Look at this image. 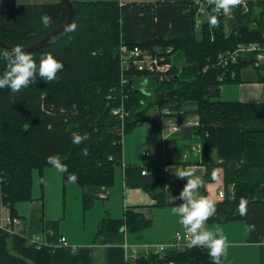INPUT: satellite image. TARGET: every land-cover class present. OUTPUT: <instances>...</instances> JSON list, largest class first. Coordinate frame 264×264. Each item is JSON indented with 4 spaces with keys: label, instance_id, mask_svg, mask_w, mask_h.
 I'll return each instance as SVG.
<instances>
[{
    "label": "trees",
    "instance_id": "obj_1",
    "mask_svg": "<svg viewBox=\"0 0 264 264\" xmlns=\"http://www.w3.org/2000/svg\"><path fill=\"white\" fill-rule=\"evenodd\" d=\"M75 9V30L61 32L43 47L28 51L39 62L42 54L51 53L64 67L58 79L47 83L37 79L20 92L0 89V178H3L0 199L18 215L16 206L33 198V171L42 172L51 166L50 155H58L75 173L81 185H112L115 169L122 162V138L131 129L146 122L158 132L165 113L197 116L199 125L196 135H201L203 125L209 123H242L243 103L216 99L224 71L211 66L203 67L211 58L240 42L260 41L264 44V0H247L248 10L242 4L234 9L232 18L219 16L220 27L209 28L206 20L200 22L201 36L155 38L146 42L122 41L121 18L126 6L120 0H71ZM208 11V15L211 13ZM48 14L52 25L45 28L41 17ZM67 5L61 0L34 4L0 5V39L16 45L32 44L62 25L67 18ZM195 29H197V20ZM139 45L144 48L172 47V63L169 78L160 79L153 72L139 69L136 63L125 68L121 62L122 47ZM5 48L0 46V51ZM140 58V57H139ZM255 66L254 55H242L231 67L236 75L227 72L225 81L238 80L240 72ZM6 67L0 61V73ZM261 67V66H257ZM128 78L125 82L122 78ZM150 79L149 90L142 84ZM144 80V81H143ZM143 81V82H142ZM224 81V82H225ZM125 103L131 111L125 124V132L119 131V121L112 108ZM153 111V113L151 112ZM149 113V114H148ZM85 137L77 146L72 133ZM194 142L186 147L189 149ZM87 148L88 154L82 155ZM191 160L199 163L198 153ZM244 158L239 163H220L211 156L203 157L206 165L202 178L205 184L214 181L212 173L223 167L228 190L219 203L222 221L241 217L237 211L241 198L252 203L256 188L264 187V130L244 129ZM195 158V159H194ZM189 160V161H191ZM203 163V162H202ZM64 181L67 174H63ZM2 186V185H1ZM232 186V188H230ZM148 191L163 205L164 185L147 187ZM200 193L205 195V187ZM129 228L143 230L151 220L142 213L130 210L126 213ZM121 222L103 218L98 231H118ZM212 264L205 248H189L186 244L169 247L160 255L154 251L140 254L130 264ZM0 264H55L52 246L29 240L18 232L0 235ZM105 264V263H94Z\"/></svg>",
    "mask_w": 264,
    "mask_h": 264
},
{
    "label": "crops",
    "instance_id": "obj_2",
    "mask_svg": "<svg viewBox=\"0 0 264 264\" xmlns=\"http://www.w3.org/2000/svg\"><path fill=\"white\" fill-rule=\"evenodd\" d=\"M120 1L126 6L121 18L122 41L126 43L191 37L196 31L195 20L207 17L201 0ZM42 2L45 0H0V5ZM144 80L142 86L149 90L150 79ZM215 98L243 103V122L204 124L200 136L196 135L195 126L189 124L198 119L196 115L165 113L158 132L148 122L143 125H148L150 132L137 126L139 128L123 135L122 162L116 166L115 182L111 186L65 182L63 174L49 167L43 170L41 180L40 172L34 170L33 183L37 171L40 187L37 185L33 191L32 185L33 198L17 203L16 209L22 219L16 226L17 232L38 237L52 246L55 264H130L140 254L161 245L172 247L175 233H185L178 217L170 211L183 202L175 201V196L186 182L177 179L174 171L180 167H194L198 176L206 173L204 163L191 160L196 154L184 158L186 146L200 141L205 155L220 163L243 160L244 129L264 130V62L258 68H244L238 80L223 82ZM174 124L179 126L176 131L171 128ZM140 132L144 135L138 136ZM171 142H175L174 147L170 146ZM158 184L164 185L163 205H159L147 189ZM220 190H228L222 166L216 170V179L205 184L204 195L215 201L217 207L206 226H219L227 238V255L222 257L221 264H264V187L256 188L246 215L225 221L219 216ZM130 210L142 213L151 223L143 230L129 228L126 213ZM106 217L121 222L118 231H98L100 222ZM249 225H254L252 231L248 230ZM62 237H66V244Z\"/></svg>",
    "mask_w": 264,
    "mask_h": 264
},
{
    "label": "clouds",
    "instance_id": "obj_3",
    "mask_svg": "<svg viewBox=\"0 0 264 264\" xmlns=\"http://www.w3.org/2000/svg\"><path fill=\"white\" fill-rule=\"evenodd\" d=\"M207 3L212 7L211 13L207 17L209 28H219V16H230L233 9L238 7L242 0H207ZM41 23L45 28L51 27L53 21L48 14L41 17ZM66 28L70 31L75 30L76 24L67 25ZM0 61L5 62L6 67L0 73V89H10L11 92H20L27 88L37 79L51 83L58 79V73L62 71L64 65L51 53L42 54L39 62L33 55L25 51L20 45L14 48H6L0 51ZM85 137L77 132L72 133V143L81 145ZM82 155L88 154V149H82ZM47 162L52 168L61 174H67L68 182L75 183L78 179L75 173H69L68 166L61 161L58 155H50L47 157ZM175 177L180 180H185L182 190L176 200L183 201L182 203L171 208V214L178 217V223L184 229L188 240V247H201L208 250V255L211 257L212 264H221L222 257H226L228 243L222 229L219 226L213 228L207 227V221L217 212L215 201L200 193V189L205 187V181L201 176L197 175V169L194 167H180L174 171ZM213 180L216 179L215 171L212 173ZM174 201V202H175ZM237 211L240 215L247 214V201L241 198ZM254 225H249L248 230L252 231Z\"/></svg>",
    "mask_w": 264,
    "mask_h": 264
},
{
    "label": "built area",
    "instance_id": "obj_4",
    "mask_svg": "<svg viewBox=\"0 0 264 264\" xmlns=\"http://www.w3.org/2000/svg\"><path fill=\"white\" fill-rule=\"evenodd\" d=\"M200 3L204 4L206 8L205 11L207 12V16H208V11L211 10L213 6H210L207 3V0H201ZM241 4L246 7V10H248L247 1H243ZM233 16H234V9L230 16H224V17L232 18ZM200 22L201 20H197V27H200ZM172 50H173L172 47H169L165 51H163L161 48L159 49H154L150 47L144 48L139 45H135L134 47L131 48L128 47L127 45H123L121 62L125 68H128V66H130L131 63H136L139 69L149 70L158 77L160 76V79L169 78V71L172 63L167 61V59H168V55H170V57L173 56ZM248 53L254 55L255 66L256 67L261 66V64L264 62V44H262L260 41H251V42H240L237 44L236 47L221 52L217 56V58H211L209 62H207V64L203 67V71L206 72L207 70H209L211 66L223 68L224 71L221 73L218 79L221 82H224L227 72L231 74V77H234L236 75L235 69H233L231 66L237 64L240 58L242 57V55ZM126 80H128V78L125 77L122 78L123 82H125ZM112 114L119 121L118 123L120 125L119 131L123 135L125 132L126 116L129 114V110L126 108L125 103L122 102L121 104L114 106L112 108ZM199 123H200L199 120L196 119V121L192 120V122H190L189 124L192 126H197L199 125ZM171 128L173 131H176L179 128V126L177 124H174L171 125ZM170 146L174 147L175 142H171ZM189 149H192L193 152H200L202 150V142L194 141V143L191 145ZM188 150L186 153H184L185 158L188 157L189 155ZM149 154L150 153L147 151L146 155L149 156ZM145 172L146 171H143V173ZM2 181L3 178H0V193H1V188L3 187ZM225 196H226L225 190H220L219 197L223 199L225 198ZM0 206L2 207L0 209V235L5 231L10 233L17 232L16 226L22 223L21 217L19 215L13 214L10 207L8 205H5L1 199H0ZM28 238L32 242L37 243L38 246L43 244V242H41L40 238L38 237H28ZM61 239L63 244L67 243L66 237H62ZM181 244L188 245V240L186 238L185 233H182L181 231H177L175 233L174 243L171 246L176 247V246H180ZM167 248L168 247L161 245L152 251L160 255H163V253L167 250ZM170 264H175V263L171 262Z\"/></svg>",
    "mask_w": 264,
    "mask_h": 264
},
{
    "label": "water",
    "instance_id": "obj_5",
    "mask_svg": "<svg viewBox=\"0 0 264 264\" xmlns=\"http://www.w3.org/2000/svg\"><path fill=\"white\" fill-rule=\"evenodd\" d=\"M62 2H64L67 5L68 8V14H67V18L66 21L60 25L59 27L55 28L54 30H52L51 32H49L44 38L32 43V44H28V45H20L22 48H24L25 51H31L40 47H43L44 45H46L51 38H53L54 36L60 34L61 32H68L69 30L66 28L67 25H70L72 23H74V18H75V9H74V5L72 3L71 0H61ZM0 46L3 48H14L15 46L10 45L8 43H6L5 41L0 39Z\"/></svg>",
    "mask_w": 264,
    "mask_h": 264
},
{
    "label": "rangeland",
    "instance_id": "obj_6",
    "mask_svg": "<svg viewBox=\"0 0 264 264\" xmlns=\"http://www.w3.org/2000/svg\"><path fill=\"white\" fill-rule=\"evenodd\" d=\"M50 1H53V0H50ZM45 2H48V0H45ZM201 15L202 14H200V16L199 17H201ZM203 19V18H202ZM195 34H196V36L197 37H200L201 36V32H200V30L199 29H196V31H195ZM147 87H149V85L147 86ZM152 113H153V111H151ZM130 114H131V111L129 110V114L126 116V120H127V117H129L130 116ZM149 114V113H148ZM143 125V124H142ZM139 127L140 128H142L143 127V129L145 130H148V132H150V127L148 126V125H143V126H141V125H139ZM139 127H137V128H139ZM132 130V129H131ZM130 130V131H131ZM130 131H128V132H130ZM127 132V133H128ZM152 132V131H151ZM127 133H125V134H127ZM130 135V134H129ZM144 135V133L143 132H140L139 133V135L138 136H143ZM195 153V152H194ZM198 153V160L202 163H204L205 165H210L211 163L208 161V160H206L202 155H203V150H201L200 152H197ZM189 156V158H190V154L188 155ZM185 158V157H184ZM187 158V157H186ZM185 158V159H186ZM189 160V159H188ZM49 168H52V166H49ZM37 185H39V187H40V181H39V176H38V172L36 171L35 173H34V183H33V191L34 190H36L37 189ZM226 192V191H225ZM2 207L0 206V209H1Z\"/></svg>",
    "mask_w": 264,
    "mask_h": 264
}]
</instances>
